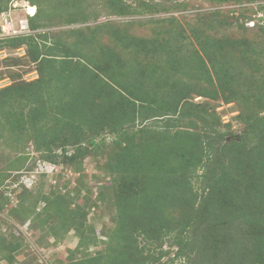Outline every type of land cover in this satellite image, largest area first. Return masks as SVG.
I'll list each match as a JSON object with an SVG mask.
<instances>
[{"label": "rangeland", "instance_id": "rangeland-1", "mask_svg": "<svg viewBox=\"0 0 264 264\" xmlns=\"http://www.w3.org/2000/svg\"><path fill=\"white\" fill-rule=\"evenodd\" d=\"M31 1L36 8L22 0L9 8L20 14L14 23L10 17L9 24L1 20L12 28L0 26V50L8 49L0 55V89L38 79L42 67L35 59L42 55L60 60L70 52L72 62L84 65L90 81L104 92L94 94L99 100L93 108L94 116L105 119L107 127L97 136L89 123L76 120L65 131H56V140L53 131L39 123L48 118H33L34 102L27 93L18 88L0 93V264H80L92 257L95 259L83 264H111L112 253L103 250L118 221L113 193L136 187L127 178H117L114 183L109 172L110 157L127 138L159 139L184 130L193 133L189 146L197 142L196 135L198 142L208 138L216 149L234 139L239 141L238 151L231 154L240 156V164L232 157H218L217 164L234 163L238 180L257 178L253 155L261 135L249 134L241 121L240 116L248 112L241 100L227 102L222 97L210 99L192 93L175 116L151 118L150 109L167 114V100H172L165 95L170 89L167 84L188 77L186 70L190 72L189 67L203 55L200 39L215 43L218 54L229 55L234 73L260 82V73L248 58L264 63V0ZM35 14L30 22L28 15ZM26 17L29 23L21 28L20 20ZM27 35L32 39L29 47L14 48L2 40ZM131 72L139 77L130 82L131 88L151 95L141 107L130 106L133 103L127 99L117 100L120 94L129 97L119 84L128 82ZM242 81L239 91L255 95L256 89ZM194 85L197 89L208 86L205 82ZM125 114L136 123L127 125L126 133H114ZM80 124L82 132L76 129ZM66 138L83 139L81 147H64ZM52 140L56 143L46 152L44 142ZM35 142H43L41 151L36 150ZM189 151L198 153L195 147ZM70 156L75 158L67 159ZM206 172L207 168L200 167L176 176L181 185L167 203L170 230L156 245L146 248L148 264H258L264 260V209L254 200L217 197V191L225 187L217 188L212 182L211 193ZM186 182L189 185L183 189ZM204 191L211 195L209 204L205 208L206 201L203 203L195 227L182 235L181 228L195 218L192 210L199 208ZM179 193L184 194L178 198ZM50 200L51 206H46ZM59 206L62 212L56 213ZM186 236L195 250L189 257L178 258L174 241ZM232 242L240 244L234 257L222 249ZM143 244L142 237L132 238L122 248L132 261L141 262Z\"/></svg>", "mask_w": 264, "mask_h": 264}, {"label": "trees", "instance_id": "trees-1", "mask_svg": "<svg viewBox=\"0 0 264 264\" xmlns=\"http://www.w3.org/2000/svg\"><path fill=\"white\" fill-rule=\"evenodd\" d=\"M13 1L0 0V13L8 11ZM25 1H28L32 6H36L31 0ZM34 17L30 19V22L34 21ZM261 31L264 33V28H261ZM2 40L8 43V46L20 48L24 45L29 47L32 39L31 36L27 35ZM200 45L203 55H199L194 65L189 67L190 72L186 70L188 77L185 80L183 79V81H173L167 84L170 89L165 95L172 99L171 101L167 100V114H162L155 108L153 110L151 108L150 117L163 119L166 115L175 116L179 105L192 93L210 99L222 97L227 102L241 100L248 108L245 116H240L241 121L246 125L249 134L259 133L261 135L260 144L255 149L256 154L253 155L254 159H257L254 163L257 178L249 180V182L238 180L236 174L237 168H235L234 163L228 165H225V163L217 164L216 160L218 157L223 159L232 157L236 160L237 165L240 164V156L238 154H231L233 151H238L239 141L234 139L216 149L208 138H204V140L198 142L199 137L196 135L193 136L197 142L189 146L188 140L193 133L191 134L184 130L176 131L171 136L166 134L159 139H144L143 137V139L137 140L135 138H127L117 153L110 157L109 172L113 176L114 183L117 182V178H127L136 183V187L131 188L125 193L122 191L117 195L113 193L118 221L116 230L110 236V242L107 243L106 248L103 250L112 253L111 264H148L145 257L147 254L146 248L159 242L156 240L167 235L170 230V223L166 221V215L169 214L167 210L169 205L167 203L174 193L180 191L178 189L181 184L176 180L178 173L196 172L200 167H205L207 168L206 176H209L207 179L211 181L208 184V190L213 191L214 186L211 185L212 182L215 183L217 188L225 187L217 191V197L241 198L247 202L254 200L264 209V63H261L255 57L248 58L253 69L260 73V82L257 83L250 81L249 78L243 79L234 73L232 71L233 63L231 58L229 55L218 54L215 43L208 39H200ZM8 46L6 45V47ZM4 51L8 52V49L4 48L0 50V52ZM48 56L51 55L46 54V56L42 55L40 59H35L36 63L42 67L38 79L16 85L19 87L10 85L9 87L0 89V93L7 92L11 88H16V90L18 88L21 90L20 92L27 93L28 98L34 102L32 104L34 111L33 118H48V122L51 119L55 121H50L51 123L38 122L46 124L53 131L52 134H55L56 140H59L56 131H65L67 127L69 128L70 122L75 123L74 121L76 120L89 123L92 128L91 131L95 129L93 133L99 136L102 130L107 127V124L105 123V119L99 120L94 116L93 105L99 100L98 97H94V94H103L104 92H102L96 83L90 81L87 68L84 65L80 63L77 65V63L72 62L73 55L70 52H66L60 60L49 59ZM7 58L8 55L1 60ZM43 66H45V69H43ZM127 80L128 82L124 81L122 85L116 81L119 84V88L124 89V92L129 96L127 97L119 93L120 95H117V100L122 102L127 99L133 103L130 105L133 107L137 104L140 107L146 104V97L150 93L143 89L131 88L130 86L131 83L139 81L138 74L131 72ZM240 80H243L242 85L247 84L250 88L256 89L255 95L242 94L237 88ZM195 82H205L208 86L197 89L194 87ZM115 91L118 92L116 89ZM105 93H108V90L105 89ZM47 108L49 109L48 113H46ZM253 108L254 111H251ZM134 123H136V119L130 118L128 114H125V118L123 117L117 122L113 132L120 135L122 132L126 133L125 128H128L127 125L129 126V124L132 125ZM76 129L78 132H82L83 125L81 126L80 124V127ZM142 132H144V129H142ZM81 140L83 139L73 141L66 138L63 146L73 145L76 148H80L82 145ZM44 143L46 144L45 151L49 152L52 144L56 143V141L52 140ZM91 143L95 145L94 140ZM42 144L43 142H35L36 150L41 151ZM194 147L198 153H191L189 151L190 148ZM73 158L75 157H67L69 160ZM213 160L216 165L220 166H216ZM188 185L189 183L186 182L182 186L183 189L187 188ZM205 192L200 196L201 202L198 204L199 208H193L192 210L194 214L196 213L195 218L192 221H187L182 226V235H185V233L195 227L199 215L204 211L202 205L205 201L204 206L207 208L206 206L209 204L211 195H206ZM182 194L184 193H179L178 198ZM175 197L176 195L174 199ZM177 202L179 203V199ZM51 203V200L48 201L46 206H51ZM54 211L56 213L62 212L60 206L56 207ZM262 222L264 223L263 219ZM128 231L130 233L127 234ZM139 237L144 239V244L140 247L142 261L135 262L129 258L128 253L122 247L130 239H138ZM174 242L178 246L175 254L178 258L189 257V254H192L195 250V247L190 245L191 239L188 236L175 239ZM132 243L137 244L136 241ZM239 245L238 242H232L231 244L223 245L222 249L225 254L228 253L234 257L240 249ZM99 253H102V251ZM93 258L82 260L80 264ZM258 264H264V260L261 259Z\"/></svg>", "mask_w": 264, "mask_h": 264}, {"label": "crops", "instance_id": "crops-1", "mask_svg": "<svg viewBox=\"0 0 264 264\" xmlns=\"http://www.w3.org/2000/svg\"><path fill=\"white\" fill-rule=\"evenodd\" d=\"M19 2H21V0L20 1H18V0H15L14 2H12L11 4H10V8H13V7H16L18 4H20ZM22 2H25V3H28V5H31L29 2H26V1H23L22 0ZM21 6V5H20ZM35 8H36V6H35ZM25 9H26V7H25ZM20 14L19 13H16V12H14V11H12V9H9L8 11H6V12H3V13H0V24H1V20L2 19H4V22H7V24H9V17L11 18V20L13 21L12 23H14V21H15V19H14V17H18ZM36 15V14H35ZM35 15H28L29 16V18H32V17H34ZM28 18L26 17V19H22V20H20V27L22 28V27H25L24 25H28V23H29V19L27 20ZM24 20V21H23ZM26 21V22H25ZM28 21V22H27ZM26 23V24H25ZM3 25V24H1L0 26H2V29L4 28H6V27H9V28H12L11 26H9V25Z\"/></svg>", "mask_w": 264, "mask_h": 264}, {"label": "bare ground", "instance_id": "bare-ground-1", "mask_svg": "<svg viewBox=\"0 0 264 264\" xmlns=\"http://www.w3.org/2000/svg\"><path fill=\"white\" fill-rule=\"evenodd\" d=\"M30 10H32V11H33V7H31V6H30V9H29V11H30ZM30 12H31V11H30ZM25 24H26V23H25ZM26 25H27V24H26ZM26 25H24V26H26Z\"/></svg>", "mask_w": 264, "mask_h": 264}, {"label": "built area", "instance_id": "built-area-1", "mask_svg": "<svg viewBox=\"0 0 264 264\" xmlns=\"http://www.w3.org/2000/svg\"><path fill=\"white\" fill-rule=\"evenodd\" d=\"M251 24H254V23H251ZM5 53H6L5 51H4V52H0V55H1V54H5Z\"/></svg>", "mask_w": 264, "mask_h": 264}, {"label": "snow or ice", "instance_id": "snow-or-ice-1", "mask_svg": "<svg viewBox=\"0 0 264 264\" xmlns=\"http://www.w3.org/2000/svg\"><path fill=\"white\" fill-rule=\"evenodd\" d=\"M30 11H32V10H30Z\"/></svg>", "mask_w": 264, "mask_h": 264}]
</instances>
